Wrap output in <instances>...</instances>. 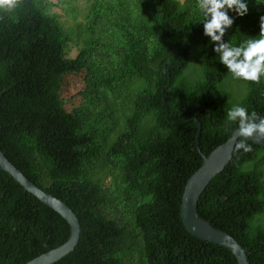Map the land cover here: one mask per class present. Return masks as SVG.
Wrapping results in <instances>:
<instances>
[{
	"label": "trees",
	"instance_id": "1",
	"mask_svg": "<svg viewBox=\"0 0 264 264\" xmlns=\"http://www.w3.org/2000/svg\"><path fill=\"white\" fill-rule=\"evenodd\" d=\"M87 1L71 28L48 0L0 10V149L80 225L74 250L53 264H237L188 232L180 204L202 163L198 130L207 156L238 128L228 109L264 116V77H232L203 35L197 0ZM248 8L229 13L225 41L259 38L264 0ZM245 142L252 150L234 148L197 215L231 235L249 264H264V147ZM69 233L0 169V264H25Z\"/></svg>",
	"mask_w": 264,
	"mask_h": 264
},
{
	"label": "water",
	"instance_id": "2",
	"mask_svg": "<svg viewBox=\"0 0 264 264\" xmlns=\"http://www.w3.org/2000/svg\"><path fill=\"white\" fill-rule=\"evenodd\" d=\"M198 126L200 127L199 123ZM236 130L237 128L233 130L229 138L215 147L207 156L201 153L198 142L200 129L198 130L196 134V146L198 152L201 154L202 163L188 178L184 186L180 204V217L190 234L203 241L227 248L236 258L237 264H249L244 248L231 235L212 227L207 221L197 215V203L202 192L209 182L224 170L232 158L235 142L238 139H242L235 136ZM247 140L264 147V137H254ZM0 169L11 175L16 182L40 202L59 213L68 222L70 227L69 237L64 243L38 255L25 264H53L71 253L78 243L80 235L79 221L74 212L65 202L43 191L26 178L19 169L8 161L1 149Z\"/></svg>",
	"mask_w": 264,
	"mask_h": 264
},
{
	"label": "clouds",
	"instance_id": "3",
	"mask_svg": "<svg viewBox=\"0 0 264 264\" xmlns=\"http://www.w3.org/2000/svg\"><path fill=\"white\" fill-rule=\"evenodd\" d=\"M21 0H0V10L16 9ZM197 8L203 14V35L209 38L213 51L218 55L234 79H242L259 84L264 77V15L259 17V38H249L239 45L224 40L234 17H243L248 11V0H197ZM227 121L238 124L235 136V150L250 152L251 146L245 141L249 138L264 137V116L235 105L227 111Z\"/></svg>",
	"mask_w": 264,
	"mask_h": 264
},
{
	"label": "rangeland",
	"instance_id": "4",
	"mask_svg": "<svg viewBox=\"0 0 264 264\" xmlns=\"http://www.w3.org/2000/svg\"><path fill=\"white\" fill-rule=\"evenodd\" d=\"M52 6L50 11L57 14L59 19L63 22L65 27L71 28L73 21L83 20L82 11H85L88 1L87 0H48ZM183 1V0H178ZM77 11L80 14L72 17V12ZM77 53V48L70 43L68 47V57H73Z\"/></svg>",
	"mask_w": 264,
	"mask_h": 264
}]
</instances>
